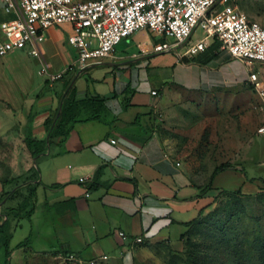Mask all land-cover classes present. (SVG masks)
<instances>
[{"label": "crops", "instance_id": "obj_1", "mask_svg": "<svg viewBox=\"0 0 264 264\" xmlns=\"http://www.w3.org/2000/svg\"><path fill=\"white\" fill-rule=\"evenodd\" d=\"M4 17L0 11V19ZM70 33L69 24L54 25L44 32L39 49L51 72L75 63L77 51L67 43ZM160 40L146 29L135 31L99 63L82 71H67L52 83L46 78L35 82L39 59L26 57L25 99L17 98L15 104L0 95L19 120L25 118V135L46 141L50 129L44 122L51 118L54 124L71 91L80 105V119L61 142L58 137L46 142L34 163L26 149L27 170L29 174L36 171V179L27 183L39 182L35 198L38 191L43 192L47 209V227L32 232L45 242L36 252L44 261L66 252L75 257L72 264H136L143 248L134 242L135 237L149 244L170 241L174 227L186 228L185 223L213 204L218 191H211L212 182L206 189L208 182L198 181L184 168L158 131L156 111L162 103L157 96L171 89L196 93L239 89L248 84L254 66L219 48L212 56L207 50L194 60H179L172 52L153 51ZM87 99L107 103L99 107ZM91 114L97 116L87 118ZM112 139L116 142L111 143ZM82 176L89 182L79 183ZM51 208H56L55 214ZM119 231L128 239L123 240Z\"/></svg>", "mask_w": 264, "mask_h": 264}, {"label": "rangeland", "instance_id": "obj_2", "mask_svg": "<svg viewBox=\"0 0 264 264\" xmlns=\"http://www.w3.org/2000/svg\"><path fill=\"white\" fill-rule=\"evenodd\" d=\"M231 3L249 21L264 28V0H231ZM202 35L197 28L193 37ZM167 40L173 41L169 37ZM26 48L0 57V95L15 104L17 98L25 99V62L26 57L32 59L26 55ZM251 70L264 83V63ZM33 78L42 82L46 76L35 73ZM157 99L162 103V108L156 111L157 129L168 139L169 150L184 168L198 181L207 182L217 165L228 163L231 169H224L212 178L211 191H218L213 204L187 230L174 227L170 241L141 244L143 251L136 264H264V93L248 83L239 89L210 93L171 89L166 94L160 93ZM19 119L0 100V187L6 194L1 212L24 201L30 188L25 187L31 177L30 169L27 170L28 152L22 142L25 118ZM28 203L25 211L8 217L13 233L10 264H72L74 260L64 259L66 252L50 262L44 261L36 252L45 242L33 236L28 246L14 248L29 232L47 227L43 192L38 191L37 200L31 202V218L26 217ZM55 210L51 208L52 213ZM181 232L185 234L179 237ZM84 255L88 257V253ZM0 264H5L2 246Z\"/></svg>", "mask_w": 264, "mask_h": 264}, {"label": "built area", "instance_id": "obj_3", "mask_svg": "<svg viewBox=\"0 0 264 264\" xmlns=\"http://www.w3.org/2000/svg\"><path fill=\"white\" fill-rule=\"evenodd\" d=\"M0 11L5 16L0 19V57L27 47L26 53L39 59L38 73L51 83L67 71L99 63L123 39L142 29L161 39L153 45L154 52H172L179 60L192 59L218 41L220 50L250 67L264 63V28L249 21L231 0H0ZM60 24L71 26L67 43L76 49L77 58L64 70L51 72L39 45L45 30ZM197 28L203 32L201 37H193ZM247 81L264 93V83L251 69ZM78 182L89 180L82 176ZM118 234L128 239L122 231ZM144 240L134 238L135 243ZM64 259L75 257L66 254Z\"/></svg>", "mask_w": 264, "mask_h": 264}, {"label": "trees", "instance_id": "obj_4", "mask_svg": "<svg viewBox=\"0 0 264 264\" xmlns=\"http://www.w3.org/2000/svg\"><path fill=\"white\" fill-rule=\"evenodd\" d=\"M218 48H219V42L214 41L204 52L209 50L208 56H212L215 53V51L218 50ZM204 52H202V53H204ZM197 57L192 58V60H194ZM185 60H188V59L185 58ZM68 83L69 82H66V85H68ZM84 101H85V99H83V102H81V104H84ZM88 101H91L92 105L94 104V105L99 106V107L102 106L105 102L107 103V100H104V99H89ZM79 114H80V105H79L78 101H75L72 98V91H71L69 93V95L65 98V100L63 101L61 113L57 117L54 124L52 125L53 119H51V118H47L44 122V125L47 128V130L50 129L48 141H46V139H43V140L38 139V138L32 136L31 134H26L24 136V144H25V147L30 154L31 159L35 162V160L44 152V150L46 148V142H51L52 138L58 137L59 141L61 142L67 136L69 131L72 129L73 124L80 119ZM96 116L97 115H95V114H91L87 118H93ZM228 168H230V165L228 163H221V164L217 165L213 169V171L211 173V179L205 188L206 189L211 188L212 178L214 177V175L216 173H218L224 169H228ZM33 171H34V168H33ZM30 175H31V177L27 181H29V180L32 181V180L36 179V176H35L36 171H34ZM27 181L25 182L26 183L25 187L30 185V188L28 189V193L25 197V200H27V203L29 202L28 203V209H26V212H27L26 216H29V214H31L30 210L32 208L31 202L36 201L35 189H36V186L39 184V182L33 181V182L27 183ZM236 191H239V190H236ZM18 194H21V192H19ZM5 195H6L5 192L0 191V207L2 206V200H3ZM17 200H18L17 198L14 199V201H17ZM25 200L18 203L17 205H15L13 207H7V210H6L7 212L6 211L5 212L0 211V246H2L4 248L5 264H10V256H11V252L13 250V247H11V240L13 237V233H12V230L10 229L8 217H10L12 215L16 216L19 214V212L25 211V205L27 204L25 202ZM67 202L68 201H66L64 203H59V205L64 206V204H66ZM201 212H203V210H201L199 212L198 216L201 214ZM197 217L194 218L193 220L185 223L186 230L193 224V222L197 219ZM185 232L180 234L179 237H181L183 234H185ZM31 241H32V232H29L28 236H26L24 239L19 241L14 246V248H21V247L28 246L29 244H31ZM159 242H161V241H158L155 243H159ZM145 243L149 244L145 240L139 244L141 245V244H145Z\"/></svg>", "mask_w": 264, "mask_h": 264}, {"label": "water", "instance_id": "obj_5", "mask_svg": "<svg viewBox=\"0 0 264 264\" xmlns=\"http://www.w3.org/2000/svg\"><path fill=\"white\" fill-rule=\"evenodd\" d=\"M60 113H61V106H60V108H59V110H58V115H57V116H59Z\"/></svg>", "mask_w": 264, "mask_h": 264}]
</instances>
